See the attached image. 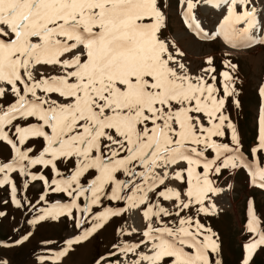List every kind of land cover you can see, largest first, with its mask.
<instances>
[{
	"label": "snow or ice",
	"instance_id": "snow-or-ice-1",
	"mask_svg": "<svg viewBox=\"0 0 264 264\" xmlns=\"http://www.w3.org/2000/svg\"><path fill=\"white\" fill-rule=\"evenodd\" d=\"M172 11L202 41L264 47V0H0L2 203L40 205L28 224L70 229L53 264L129 209L140 211L144 227L118 225L94 264H223L219 234L201 222L219 215L217 178L247 169L264 191V82L253 162L229 112L243 108L238 65L224 60L218 72L208 55L193 72L162 38ZM202 12L215 16L211 28ZM30 185L42 189L35 204L18 198ZM120 201L126 207L106 206ZM7 215L0 210V220ZM246 216L239 264H255L264 221L252 199Z\"/></svg>",
	"mask_w": 264,
	"mask_h": 264
},
{
	"label": "rangeland",
	"instance_id": "rangeland-1",
	"mask_svg": "<svg viewBox=\"0 0 264 264\" xmlns=\"http://www.w3.org/2000/svg\"><path fill=\"white\" fill-rule=\"evenodd\" d=\"M169 0H165V4ZM199 19L205 28H211L215 24V16L211 13H199ZM258 35V34H257ZM174 43L184 55V62L192 67L195 72L203 65L204 58L208 55L214 57V64L217 71L224 70L223 61L230 59L232 63L238 65V76L243 84H237L242 88L240 100L243 108L237 116L236 111L229 109L234 121L238 124V130L243 145L242 151L250 160H255L249 156V149L256 142L255 109L258 101L257 89L264 82V47L253 44L250 47H231L223 42L222 38L215 41H202L197 38L186 26L182 19L172 11L168 15L167 30L162 38ZM224 142H228L225 138ZM7 151L3 153V158L7 159ZM19 185L21 178L17 177ZM217 184L224 190L218 198L216 204L219 209L218 216L201 217V222L210 226L219 234L222 241L223 264H239L242 255V245L248 240L249 234L245 232L247 220V203L250 199L255 202V209L260 219L264 221V191L253 187L250 184V175L247 169L244 170H224L223 174L217 178ZM41 188L32 186L18 193V198L27 196L35 204ZM8 199V189L0 190V210L7 212V217L0 220V241L11 243V247H0V258L7 260L8 264H41V257H51L44 264H53L54 254L64 246V240L68 238L70 229H66L63 223L49 221L42 222L37 226L27 223L28 220L38 215L40 205L36 209H31L28 205L25 208L17 209L11 203L4 205L3 200ZM55 199V197H52ZM124 208L126 203L106 202V206ZM46 206V205H45ZM100 209H97L99 211ZM139 224L136 228L142 229L144 222L138 210ZM130 209L122 217L113 220L94 237L76 246L75 250L64 258L59 264H94V261L101 254L106 253L112 243L114 229L123 223L126 228L129 224ZM86 223L84 227H89ZM19 228L20 232L13 229ZM31 232L32 235L23 244L16 245L13 242L23 235ZM79 232V230H77ZM43 241H54V244L45 245ZM255 264H264V252L255 258Z\"/></svg>",
	"mask_w": 264,
	"mask_h": 264
},
{
	"label": "bare ground",
	"instance_id": "bare-ground-1",
	"mask_svg": "<svg viewBox=\"0 0 264 264\" xmlns=\"http://www.w3.org/2000/svg\"><path fill=\"white\" fill-rule=\"evenodd\" d=\"M138 209H130V217H129V224H130V228L131 227H137V225L139 224V215H138Z\"/></svg>",
	"mask_w": 264,
	"mask_h": 264
}]
</instances>
